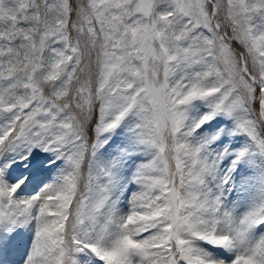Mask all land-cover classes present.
Returning <instances> with one entry per match:
<instances>
[{"label":"snow or ice","instance_id":"6c2138e0","mask_svg":"<svg viewBox=\"0 0 264 264\" xmlns=\"http://www.w3.org/2000/svg\"><path fill=\"white\" fill-rule=\"evenodd\" d=\"M0 264H264V0H0Z\"/></svg>","mask_w":264,"mask_h":264}]
</instances>
